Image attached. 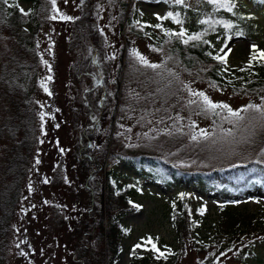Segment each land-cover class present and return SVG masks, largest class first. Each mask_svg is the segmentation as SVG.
I'll use <instances>...</instances> for the list:
<instances>
[{"label":"trees","instance_id":"1","mask_svg":"<svg viewBox=\"0 0 264 264\" xmlns=\"http://www.w3.org/2000/svg\"><path fill=\"white\" fill-rule=\"evenodd\" d=\"M23 1L32 2L37 12V0ZM237 1L231 0L233 6L230 10H217L207 4L188 8L168 2L163 17L169 12L179 13L186 30L184 39L188 35L206 32L200 41H189L188 44L167 34L179 32L181 28L172 19L143 24L137 14L127 12V3H121L120 28L125 27L129 35L125 37V48L118 53V68H115L103 44L104 36L95 24L94 15L102 0H82V16L71 22L73 35L69 43L74 58L71 79L79 93L78 107L72 115V119L77 117L75 128L79 134L75 144L76 161L79 174L90 184L97 178V173L106 170V162L112 163L110 170L103 174L106 191L100 188L94 199L92 191L84 187L88 204L87 210L81 211L75 219L77 244L74 252L83 264L91 263L87 261L90 247L86 249V246L89 244L92 249V242L100 252L96 264H114L120 253L125 232L117 214L133 210L126 201V186L118 184V179L126 176L121 172L122 167L137 176L131 177L136 184L143 179L168 189L189 184L199 187L203 193L211 190L229 196L231 193L241 195L244 190L256 187L264 191V122H257L259 114L252 111L241 113L246 120L234 127L228 122L227 112L221 109L216 110L219 113L216 115L201 111L195 103L189 105L193 99H189L183 85L186 77H194L197 82L208 84L222 95L247 99L238 109L249 104L264 105V60L258 57L249 60L245 66L230 69L212 58L220 55L219 50L231 37L251 36L262 30L254 24L255 16L247 14V6L241 3L235 6ZM254 3L261 8L264 0H253ZM239 8L243 12H239ZM201 20L210 23L201 24ZM35 22V13H25L18 0H0V264L7 260L5 252L10 248L9 234L15 210L21 202L32 156L40 140L41 118L35 99L40 87L41 59ZM158 24L160 27H155ZM228 24L232 27L226 28ZM205 40L208 43H204ZM140 41L146 43L151 54L162 57L159 62L150 63L162 67L155 70L144 67L132 55ZM99 80L104 84L103 88L98 86ZM81 114L87 121L86 127L79 126ZM190 116L209 120V139L191 140V135L200 129L190 128L195 124ZM91 117L100 124L104 141L99 140V131L94 132L89 121ZM253 117L257 119L253 120ZM228 130L233 135L226 137L223 133ZM64 184L63 170L59 165L51 185L59 187ZM189 197H179L171 212L178 250L166 261L159 260L158 264L178 263L189 248L198 256L206 254L199 264H212L222 256V250L232 249L234 243L240 241V236L254 238L257 235L256 231L253 232L251 219L244 218V225L230 216L225 219L229 225L226 234L224 231L218 233L228 237V233L234 234L225 249L223 243L213 245L199 241L196 228L192 226L194 201ZM56 213L50 222L60 228L66 221L63 211ZM243 226L245 230H241ZM247 255L262 264L257 256L248 254V251ZM132 257L134 264L150 263L136 254ZM243 261L242 264L250 263L248 259Z\"/></svg>","mask_w":264,"mask_h":264},{"label":"rangeland","instance_id":"2","mask_svg":"<svg viewBox=\"0 0 264 264\" xmlns=\"http://www.w3.org/2000/svg\"><path fill=\"white\" fill-rule=\"evenodd\" d=\"M18 1L25 13L32 11L36 16L37 48L41 67L39 93L35 100L39 106V113H43L44 118L40 123V140L32 156L31 171L22 189L21 202L15 210L12 221L9 234L10 248L8 252H5L7 256L5 264H83L74 252L77 244L75 219L81 211L87 210L88 204L84 187L87 186L92 191L93 198L100 188L106 191L103 174L112 166L111 162H106V170L97 173V178L90 184L79 174L76 161L75 144L79 134L75 128L77 117L72 119V115L78 107L76 100H79V93L71 79L74 58L71 56L69 43L72 37L71 22L82 16L84 3L82 0H55V8H53L51 0H37L36 12L32 2ZM251 1L252 4H248L247 0H238L235 6L238 7L240 3L247 6V14L255 16L253 22L262 30H258L251 36H233L224 43L222 48L227 44L231 49L229 52L228 48H225L227 53L225 65L230 69L245 66L254 55L253 46L257 50L264 51V5L259 8L255 3L253 4V0ZM168 2L174 3V0H102L94 15L95 24L104 36L103 44L107 47L108 55L115 68H118V53L120 49L125 48V37L128 34L125 27L120 28L119 17L123 13L120 9L121 3H127V12L132 15L137 14L139 21L143 24L147 22L156 24L158 21L156 17H163L166 14ZM206 2L207 0H184L182 5L188 8H198L205 4L214 7ZM240 11L243 12L239 8ZM65 16L70 19H63L62 17ZM27 27L33 29L31 25ZM1 39L5 41L4 38L1 37ZM135 47H137L136 52L143 54L149 62H159L162 59L158 54H151L143 41L138 42ZM225 52H221L220 55H225ZM97 84L104 87L100 80ZM183 85L184 88L185 85L188 86L185 88L187 96L193 100L198 97L189 95L188 89L191 88L195 92L205 93L213 102L225 103L234 109L243 106L247 100L238 95L237 97L229 94L222 95L212 90L208 84L198 83L194 77H186ZM166 114L171 115L169 112ZM80 117L82 120L78 121L79 126L86 127L87 121L83 119L84 114ZM191 119L194 120L192 122H195L197 129L210 131L209 120L204 121L198 117ZM185 120L188 119L185 118ZM89 121L94 126V132L97 133L100 124H97L94 117H91ZM98 135L101 136L100 131ZM103 138L101 136L99 140L104 141ZM37 160H39L38 164ZM59 165L63 170L65 184L53 187L51 181ZM121 172L126 176L119 178L118 184L126 186V201L133 210H124L117 214L121 229H124L125 233L120 242V253L116 256L114 264H134L133 254L141 259L146 258L150 261L149 264H158L159 260L164 262L170 258V255L178 250L171 212L177 199L182 196L187 198L188 195L190 200L194 201L192 226L196 228L199 241L213 245L223 243L222 247L225 249L234 237L233 233H228L229 237L224 236L229 228L225 219L230 216L239 220L240 223L244 221V218L251 219L253 232H257L254 238L240 236V241L234 243L232 249L226 252L222 250V256L217 257L218 260L212 264H242L246 259L250 261L249 264H259L248 257L247 251L248 254L257 256L264 264V191H261L259 187L250 191L244 190L245 192L241 195L229 196L211 190L203 193L199 187L189 184L176 189L164 188L147 179L136 184L131 179L132 176L137 178L133 172H129L124 167ZM54 207L57 209L55 210ZM200 209L204 211L201 213ZM56 211L59 213L63 211L66 221V224L60 228H56L54 222H50L53 214L57 216ZM244 228L245 226L241 230ZM246 230L249 229L246 227ZM221 231L225 234L218 235ZM216 236L220 238L217 239ZM137 245L140 246L137 247ZM92 246V249L91 245L86 246V249L90 247L87 261H91L90 264H96L95 260L100 257V252L94 242ZM204 256L206 254L198 256L189 248L176 264H199Z\"/></svg>","mask_w":264,"mask_h":264},{"label":"snow or ice","instance_id":"3","mask_svg":"<svg viewBox=\"0 0 264 264\" xmlns=\"http://www.w3.org/2000/svg\"><path fill=\"white\" fill-rule=\"evenodd\" d=\"M5 2H7V0H5ZM52 4H53V8H55V0H51ZM174 3L176 5H182L184 3V0H174ZM207 3L210 5H213L217 10L219 9H226V10H230L232 8V4H231V0H207ZM55 17H53L54 19ZM63 19H70L69 17H62ZM157 20H163V19H172L174 23L181 25V28L179 30V32H170L167 33L170 36H175L177 38L183 39V42L185 44H188L189 41H200L202 39L203 36L206 35V32H201L197 35H188L186 39H184V37L186 36V30L182 27L183 25V20L180 19V15L179 13L173 14L172 12H169L167 14L166 17H161V16H157L156 17ZM201 24H208L210 23V21L207 20H201L200 21ZM215 23H219V21H216ZM155 27L159 28L160 25H156ZM226 28H231L232 26L230 24L225 25ZM204 43H208L206 40L203 41ZM225 48H228V45L225 44L224 48H221L219 51L220 52H225ZM228 51L230 52L231 49L228 48ZM252 51L254 53V55H252L250 57V60H256L258 57L261 60H264V51H260L257 50L255 48V46L252 47ZM132 55L138 60V62L147 68H151L153 70L162 67L161 65L158 64H153L150 63L144 56L140 55L139 53L133 51ZM209 55H211V53H209ZM226 56L227 53L225 52V55L221 56L219 54L213 56L212 58L217 60L218 62L222 63V64H226ZM50 79V77H49ZM188 86L185 85V88H187ZM45 91H47V88H45ZM189 91V95L191 96H196L199 99L198 100H190L188 103L189 105L195 103L197 104L198 107L201 108V111L204 112H212L216 115H219V113L216 112L217 109H221L225 112H227L228 114V122L233 124L234 127L238 126L240 124V122L245 121L246 117L244 115H241V113H248L249 111L255 112L259 114V118L257 120V122H264V105L261 106H256V105H252L249 104L248 106L238 109V110H233L229 105L225 104V103H216L213 102L207 95H205V93L203 92H195L191 89H188ZM50 94V93H49ZM41 120H43L44 118V114L41 113ZM177 119H179V117H177ZM253 120H256V117L252 118ZM196 127V125L193 123L192 125H190L191 129H194ZM254 127V125H253ZM224 136H232L233 132L231 130L225 131L223 133ZM210 138V134L204 130V129H200L199 132H194L191 135V140L192 141H196L199 142V140H207ZM39 163V160H37V164ZM47 182V181H45ZM204 211V209H200V212L202 213ZM149 242H151V238H149ZM140 245H137V247H139ZM153 248L155 249V245H153ZM23 254V253H22ZM160 255H164V253H160Z\"/></svg>","mask_w":264,"mask_h":264},{"label":"bare ground","instance_id":"4","mask_svg":"<svg viewBox=\"0 0 264 264\" xmlns=\"http://www.w3.org/2000/svg\"><path fill=\"white\" fill-rule=\"evenodd\" d=\"M206 3H207V2H206ZM242 5H243V4H242ZM72 22H73V21H72ZM127 32H128V31H127ZM72 35H73V34H72ZM126 35H129V34H126ZM131 36H133V35H131ZM131 36H129V38H130ZM127 38H128V37H127ZM129 38H128V39H129ZM135 39H136V38H135ZM135 39H134V40H135ZM132 40H133V39H132ZM127 41H128V40H127ZM135 41H136V40H135ZM125 43H126V42H125ZM122 52H123V51H122ZM120 53H121V52H120ZM126 53H127V52H126ZM120 55H121V54H120ZM125 55H126V54H125ZM38 56H39V53H38ZM157 62H158V61H157ZM198 83H199V82H198ZM191 89H192V88H191ZM192 90H194V89H192ZM193 97H194V96H193ZM193 97H192V98H193ZM195 97H196V96H195ZM246 188H247V187H246ZM231 192H232V191H231ZM226 193H227V192H226ZM231 194H232V193H231ZM85 250H86V249H85ZM82 255H83V254H82ZM83 257H84V256H83Z\"/></svg>","mask_w":264,"mask_h":264},{"label":"water","instance_id":"5","mask_svg":"<svg viewBox=\"0 0 264 264\" xmlns=\"http://www.w3.org/2000/svg\"><path fill=\"white\" fill-rule=\"evenodd\" d=\"M248 4H252V1L251 0H247Z\"/></svg>","mask_w":264,"mask_h":264}]
</instances>
